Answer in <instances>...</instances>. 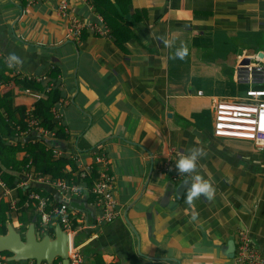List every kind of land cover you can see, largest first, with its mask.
Masks as SVG:
<instances>
[{"label":"crops","instance_id":"crops-1","mask_svg":"<svg viewBox=\"0 0 264 264\" xmlns=\"http://www.w3.org/2000/svg\"><path fill=\"white\" fill-rule=\"evenodd\" d=\"M27 1L0 0V59L6 63L15 53L22 60L15 68L46 80L32 81L42 92L17 88L12 100L32 104L44 97L48 73L57 70L61 98L51 110L67 137L54 141L53 134L32 131L18 140L47 145L53 159L78 168L105 154L119 206L112 222L97 224L87 182L70 195L48 176L22 174V185L0 189L8 212L25 198L23 205L31 204L25 190L33 186L75 212L81 220L69 254L76 249L82 264H234L229 251H236L239 231L264 258V148L213 134L216 100L264 89V0H69L71 15L91 22L101 16L109 29L108 36L86 32L77 42L57 15L56 0L32 7ZM248 66L258 68L260 83L236 79ZM5 87L11 84L0 90ZM194 148L203 150L198 172L216 193L190 206L189 182L175 161ZM33 213L26 225L10 224L24 234L34 218L37 225ZM58 226L54 220L52 240Z\"/></svg>","mask_w":264,"mask_h":264},{"label":"built area","instance_id":"built-area-1","mask_svg":"<svg viewBox=\"0 0 264 264\" xmlns=\"http://www.w3.org/2000/svg\"><path fill=\"white\" fill-rule=\"evenodd\" d=\"M43 0H28L27 7H32ZM56 13L61 19H65L69 26V35L72 40L79 41L84 33L90 32L96 36H108L109 29L101 16L97 17L95 22L78 18L69 13V0H56ZM7 66V63H6ZM9 78H16L25 81H44L46 77L30 76L21 70L13 67L9 68ZM257 67H244L239 69L236 79L249 83H260L256 77ZM60 80V76L57 81ZM10 84V83H9ZM8 84V85H9ZM57 87L54 82H50L45 91ZM22 92L29 94V89H22ZM30 109L26 114H30ZM51 114L61 125L59 116L54 108ZM27 130L17 135V138L28 135L34 131L40 135L47 136L50 133L38 126V119L28 116L26 119ZM66 132V130H65ZM213 134L217 138L234 139L251 142L257 148H264V89L258 87L249 89L243 96L229 99H218L213 105ZM14 143L13 140L9 141ZM108 159L105 154L96 155L93 164L77 167L73 175L74 179H51L53 184L64 194L77 195L81 186L90 181L89 192L92 194L95 206L99 209L96 218L97 224H106L112 222L118 215V201L113 195V176L109 173ZM77 179L78 181H76ZM22 185V184H20ZM0 189L4 192L8 188L0 180ZM29 202L33 204L34 211L38 216L36 234L37 236L48 235V231L54 220L57 221L62 231L68 238L74 234L80 218L72 210L64 205L52 204L48 197L39 193H29L27 195ZM27 206V205H26ZM16 210L15 203L10 205V211ZM238 243L234 255V264H264V258L255 247L254 243L245 232L239 231ZM0 264H22L19 262H10L6 257H1ZM83 259L77 250H71L69 254V264H82Z\"/></svg>","mask_w":264,"mask_h":264},{"label":"trees","instance_id":"trees-1","mask_svg":"<svg viewBox=\"0 0 264 264\" xmlns=\"http://www.w3.org/2000/svg\"><path fill=\"white\" fill-rule=\"evenodd\" d=\"M100 1L96 2L97 9L101 8ZM125 2H129V0H125ZM98 11L100 12V10ZM7 72L6 63L0 59V85L11 84L10 88L5 87L0 90V180L4 182L8 189H13L22 183V179L20 178L22 174H33L41 177L48 176L51 179H74L73 175L77 170L75 163L67 158L53 159L52 149L47 145L37 141L23 142L17 138L19 133L27 130L26 119L28 116H31L32 118L38 119L39 127L53 133L52 139L54 141L66 139L67 134L65 129L62 125H59V122L51 114V108L61 98V92L57 87H54L44 97L37 99L32 104H14L12 99L15 89L27 88L42 92L43 88L35 82L9 78ZM47 77L51 82L56 84L59 74L56 70L48 73ZM28 108L31 112L27 115L26 110ZM15 114L18 115V119L15 117ZM12 140L13 142L16 140L17 143H10L9 141ZM20 154H23V156L19 157ZM67 165L71 166L69 173H65ZM75 180L78 181L77 179ZM86 182L90 186V181ZM26 189L27 195L31 192L39 193L43 196L46 195L35 186ZM25 201L26 198L23 203L17 206L14 212L10 211L9 213V206L0 200L1 236L7 234V224L13 219L16 223L22 225H26L31 221L34 216V207L32 203L29 206H24ZM8 214L10 217H8ZM53 233V229L48 231V235H52ZM0 255L5 257L10 256L8 253H2ZM58 261L59 259L54 261V264Z\"/></svg>","mask_w":264,"mask_h":264},{"label":"water","instance_id":"water-1","mask_svg":"<svg viewBox=\"0 0 264 264\" xmlns=\"http://www.w3.org/2000/svg\"><path fill=\"white\" fill-rule=\"evenodd\" d=\"M55 239L45 235L38 239L36 234V218L28 225L24 234L17 231L10 223L7 224V234L0 235V254L8 253L10 262L34 261L35 264L46 262L52 264L59 259L62 264H69V238L61 227L56 228ZM234 246L231 257L234 256Z\"/></svg>","mask_w":264,"mask_h":264},{"label":"clouds","instance_id":"clouds-1","mask_svg":"<svg viewBox=\"0 0 264 264\" xmlns=\"http://www.w3.org/2000/svg\"><path fill=\"white\" fill-rule=\"evenodd\" d=\"M186 54V49L178 51L176 55L183 59ZM6 63L9 68H13L22 63V60L15 54L9 53L6 57ZM203 150L194 148L188 150L186 153L181 154L175 161V168L178 174H184L189 182V187L186 190L185 201L190 206L198 198H205L213 200L215 197L216 189L209 179H205L198 172V161L203 155ZM196 213H193L192 219L196 218Z\"/></svg>","mask_w":264,"mask_h":264}]
</instances>
